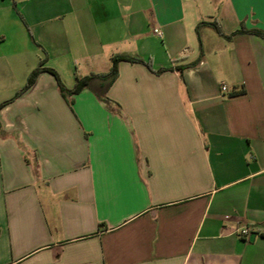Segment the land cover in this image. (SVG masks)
<instances>
[{
	"label": "crops",
	"instance_id": "obj_1",
	"mask_svg": "<svg viewBox=\"0 0 264 264\" xmlns=\"http://www.w3.org/2000/svg\"><path fill=\"white\" fill-rule=\"evenodd\" d=\"M241 28L264 0H0V264H264V38ZM115 56L143 62L69 92Z\"/></svg>",
	"mask_w": 264,
	"mask_h": 264
},
{
	"label": "trees",
	"instance_id": "obj_2",
	"mask_svg": "<svg viewBox=\"0 0 264 264\" xmlns=\"http://www.w3.org/2000/svg\"><path fill=\"white\" fill-rule=\"evenodd\" d=\"M204 26H211L213 29H215V31L219 35L224 36L223 31L221 29V26L219 25V23L217 21L199 23V25L196 28V31H197L198 35H200V30ZM240 33L254 34V35H257V36H260V37L264 38V31H261V30H258V29L249 30V29H245V28H241L240 30H237L231 36H228L227 38L231 39L232 36L240 34ZM122 61H128V62H131V63H141V62H143V60H141L139 58H134V57H130V56H115L112 59L113 64H112V68H111L110 72H108L106 74H101V75L92 74V75H90L88 77L79 78L77 80L75 88L73 90L69 91V92L72 93V94H76V93L80 92L83 88H85L94 79H100L103 82L105 88L107 89L117 79L118 74H119L118 64L120 62H122ZM195 64H196V62L193 63L192 65H195ZM41 70H42V68L39 66L36 70H34L31 73V75L29 77V80H28V83H27V85L25 86L24 89H27L28 87H30L35 82V80H36V78H37V76H38V74H39V72ZM51 72H53L58 77L57 73L54 70H52ZM58 79H59V77H58ZM59 82H60L61 90L63 92H68V90L65 88V86L61 83L60 79H59ZM106 89H105V91H103L102 94L98 95L99 99L101 101H103V102H106V101L109 100L105 96ZM245 93L246 92L244 90L236 91V92H233L231 94V96H243V95H245Z\"/></svg>",
	"mask_w": 264,
	"mask_h": 264
},
{
	"label": "built area",
	"instance_id": "obj_3",
	"mask_svg": "<svg viewBox=\"0 0 264 264\" xmlns=\"http://www.w3.org/2000/svg\"><path fill=\"white\" fill-rule=\"evenodd\" d=\"M154 33L159 36V37H163V33L160 29H155L154 30ZM222 91L223 92H227L228 91V88L227 86H223L222 87ZM239 234L242 236V237H248L250 234H251V230L249 229V227H244L240 230H238Z\"/></svg>",
	"mask_w": 264,
	"mask_h": 264
}]
</instances>
